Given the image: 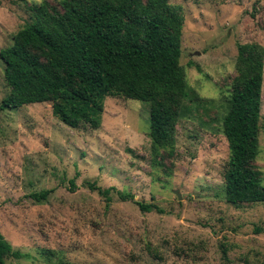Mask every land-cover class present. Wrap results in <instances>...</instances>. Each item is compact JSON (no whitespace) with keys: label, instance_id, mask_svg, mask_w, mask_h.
<instances>
[{"label":"rangeland","instance_id":"374dc122","mask_svg":"<svg viewBox=\"0 0 264 264\" xmlns=\"http://www.w3.org/2000/svg\"><path fill=\"white\" fill-rule=\"evenodd\" d=\"M43 1L0 0V52ZM169 1L185 18L187 81L211 103L179 121L163 166L151 161L148 103L108 96L97 129L70 127L51 102L2 108L11 89L0 55V231L22 253L8 264H264V202L227 200L221 131L238 45L264 46V0ZM260 126L253 163L264 184V83ZM89 183L134 198L113 190L107 206ZM48 189L46 200L31 195ZM136 201L163 212H143Z\"/></svg>","mask_w":264,"mask_h":264},{"label":"trees","instance_id":"16d2710c","mask_svg":"<svg viewBox=\"0 0 264 264\" xmlns=\"http://www.w3.org/2000/svg\"><path fill=\"white\" fill-rule=\"evenodd\" d=\"M55 1L32 5L34 21L0 52L11 89L2 108L51 102L54 115L70 127L97 129L108 96L148 103L151 161L163 166L175 153L179 121L211 103L190 87L180 63L182 8L169 0ZM236 71L221 120L230 152L224 171L227 200L264 202V184L253 163L260 152L264 46L239 44ZM88 186L106 198L107 206L113 190L122 199L134 198L116 187ZM52 192L31 195L41 201ZM136 203L143 212H163L158 204ZM9 256L22 253L0 231V264H8Z\"/></svg>","mask_w":264,"mask_h":264},{"label":"water","instance_id":"95a60500","mask_svg":"<svg viewBox=\"0 0 264 264\" xmlns=\"http://www.w3.org/2000/svg\"><path fill=\"white\" fill-rule=\"evenodd\" d=\"M196 54H199V52H196Z\"/></svg>","mask_w":264,"mask_h":264}]
</instances>
